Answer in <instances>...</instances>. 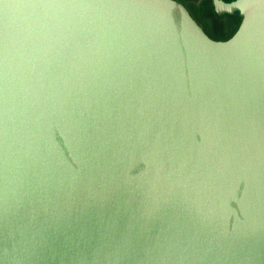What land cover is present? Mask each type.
I'll use <instances>...</instances> for the list:
<instances>
[{
    "label": "water",
    "instance_id": "95a60500",
    "mask_svg": "<svg viewBox=\"0 0 264 264\" xmlns=\"http://www.w3.org/2000/svg\"><path fill=\"white\" fill-rule=\"evenodd\" d=\"M211 37L179 0H0V264H264V0Z\"/></svg>",
    "mask_w": 264,
    "mask_h": 264
},
{
    "label": "crops",
    "instance_id": "0c3cea01",
    "mask_svg": "<svg viewBox=\"0 0 264 264\" xmlns=\"http://www.w3.org/2000/svg\"><path fill=\"white\" fill-rule=\"evenodd\" d=\"M191 11L195 19L213 38H227L237 27L239 19L231 15L218 16L213 8V0H179ZM230 31V32H227Z\"/></svg>",
    "mask_w": 264,
    "mask_h": 264
},
{
    "label": "rangeland",
    "instance_id": "374dc122",
    "mask_svg": "<svg viewBox=\"0 0 264 264\" xmlns=\"http://www.w3.org/2000/svg\"><path fill=\"white\" fill-rule=\"evenodd\" d=\"M224 17H226V15H224ZM234 17H236V16H234ZM236 19H238V17H236ZM227 32H230V31H227Z\"/></svg>",
    "mask_w": 264,
    "mask_h": 264
}]
</instances>
